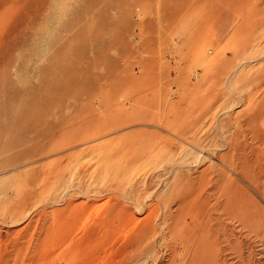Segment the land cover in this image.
Segmentation results:
<instances>
[{"label":"rangeland","instance_id":"rangeland-1","mask_svg":"<svg viewBox=\"0 0 264 264\" xmlns=\"http://www.w3.org/2000/svg\"><path fill=\"white\" fill-rule=\"evenodd\" d=\"M262 81L264 0H0V264H264Z\"/></svg>","mask_w":264,"mask_h":264},{"label":"bare ground","instance_id":"bare-ground-1","mask_svg":"<svg viewBox=\"0 0 264 264\" xmlns=\"http://www.w3.org/2000/svg\"><path fill=\"white\" fill-rule=\"evenodd\" d=\"M263 86H264V81H262V87ZM261 93H262V96H261L260 105H259V109H258L259 122H257L258 119H255L259 125L255 124L256 126L258 125V127L256 129L254 128L253 133H250L251 137L253 138L252 139L253 142H255V144L256 143L257 144L253 145L252 143L247 142L248 144L244 143L243 146L242 145L241 146H234V145L229 146V148H230L229 153H231L230 154L231 158H229V160L233 161V163H234L233 165H234V168H235L237 174L238 175L240 174L241 175L240 177L244 181H246L247 184L252 186L254 190H256L259 193L261 192L260 194H262V192H264V173H263V166H262V164H264V87L262 88ZM256 118H257V116H256ZM249 125H251V124H249ZM247 135L248 134L246 132V137L248 138L249 135L248 136ZM226 154H228V153H226ZM230 155L228 157H230ZM225 160H226V158H225ZM226 161L228 162V160H226ZM221 181H220L219 187L222 185ZM223 182L224 183L221 186L223 192L219 193V194H221V196L219 195V197H221L222 199L215 201L214 208L212 206H210V208H209V206H208V208L204 211V216H203L204 220H205V217H208L209 215L210 216L206 219H210V221L214 220L216 218L215 213L217 211L221 210L220 212H222L223 214H226V215L231 214V215H233L234 219L236 218V220H239L240 222L245 223L247 221L248 214L253 213V211H252L253 208L250 207V204H251L250 202L253 198L250 197L251 198L250 199L248 197L247 192L239 190V188L243 189L240 181L235 182L234 180H231V182H229V183L227 182V184L225 183V181H223ZM216 184H218V182H216ZM216 187H218V186H216ZM246 189H247V187H246ZM246 189H245V191H246ZM205 197H207V196H205ZM205 197L203 198V196H201L200 194L198 196H196V202L197 203L199 202V206H201V208H203L206 205L205 203H207L209 201V199L211 200V198H209L207 200ZM253 200H255V198ZM256 203L254 202V204H256ZM210 205H211V203H210ZM254 215L255 216H254L253 226L259 227L261 221H260L259 214H258L257 210L255 211ZM216 221H218V223L220 225H222V222L220 220L217 219ZM200 224H202V223H200ZM204 227L205 226L203 225L202 229H204ZM218 227L219 226L215 227V229L217 230ZM200 232L201 233L203 232L201 234V236L203 234H205L206 238L211 239V241H209L211 245L209 246V244H206L203 246V250L201 249L202 250L201 253H207V256H208V254L210 253V250L212 251V248H213L212 246H216V244L218 242V235H215V236L212 235L210 233L209 228L206 229V227H205L204 231L202 230ZM223 234H224V231H223ZM208 239H207V241H208ZM196 249H198L197 246H196Z\"/></svg>","mask_w":264,"mask_h":264}]
</instances>
